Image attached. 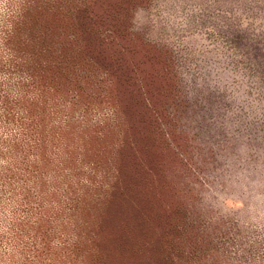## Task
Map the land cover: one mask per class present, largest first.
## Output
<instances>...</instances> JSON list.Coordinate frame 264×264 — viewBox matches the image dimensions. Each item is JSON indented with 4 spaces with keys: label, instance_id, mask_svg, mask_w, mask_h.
I'll return each instance as SVG.
<instances>
[{
    "label": "rangeland",
    "instance_id": "1",
    "mask_svg": "<svg viewBox=\"0 0 264 264\" xmlns=\"http://www.w3.org/2000/svg\"><path fill=\"white\" fill-rule=\"evenodd\" d=\"M0 264H264V0H0Z\"/></svg>",
    "mask_w": 264,
    "mask_h": 264
}]
</instances>
